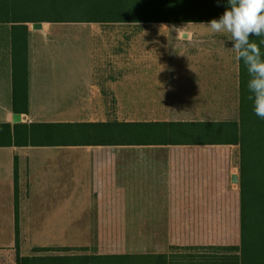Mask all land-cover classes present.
<instances>
[{
  "label": "crops",
  "instance_id": "1",
  "mask_svg": "<svg viewBox=\"0 0 264 264\" xmlns=\"http://www.w3.org/2000/svg\"><path fill=\"white\" fill-rule=\"evenodd\" d=\"M226 6L0 0V126L15 133L0 146V264L241 242L239 146L64 139L75 124L239 122L241 64L203 25ZM40 126L53 143H36ZM119 233H147L157 250L120 251Z\"/></svg>",
  "mask_w": 264,
  "mask_h": 264
},
{
  "label": "trees",
  "instance_id": "2",
  "mask_svg": "<svg viewBox=\"0 0 264 264\" xmlns=\"http://www.w3.org/2000/svg\"><path fill=\"white\" fill-rule=\"evenodd\" d=\"M222 1L227 5V0ZM250 39L259 42L260 38L253 36ZM240 64L239 122L75 124L69 126L70 129L66 130L64 137L65 142L72 145L239 146L241 153L240 246L173 248L171 253L163 255L75 256L72 257L73 264H264V120L254 114L252 102L247 98L249 76L243 63L240 62ZM25 91L27 92V82ZM39 128L41 130L37 132L41 134V140L36 143H53L47 140V135H50L47 126ZM44 136L46 139H43ZM13 137L15 138V133L12 134L9 125L0 126V146L11 145ZM54 138L58 140L57 143L63 142L62 135ZM17 246L19 248V243ZM56 250L58 249H54ZM43 262L46 260L21 258L20 254L17 258L18 264H43Z\"/></svg>",
  "mask_w": 264,
  "mask_h": 264
},
{
  "label": "clouds",
  "instance_id": "3",
  "mask_svg": "<svg viewBox=\"0 0 264 264\" xmlns=\"http://www.w3.org/2000/svg\"><path fill=\"white\" fill-rule=\"evenodd\" d=\"M213 34L227 35L235 60L245 66L249 79L248 100L253 112L264 120V0H227L219 19L203 24ZM260 38L256 42L250 37Z\"/></svg>",
  "mask_w": 264,
  "mask_h": 264
},
{
  "label": "rangeland",
  "instance_id": "4",
  "mask_svg": "<svg viewBox=\"0 0 264 264\" xmlns=\"http://www.w3.org/2000/svg\"><path fill=\"white\" fill-rule=\"evenodd\" d=\"M105 234V233H104ZM164 234V233H163ZM162 234V235H163ZM241 235V232H240ZM237 235L232 233V243H235V238ZM165 238V237H164ZM114 242H120V251H132V252H146V251H154L157 250L153 247L154 238H147V233H119L118 237L114 236ZM241 242H238V245L232 246H240ZM162 250V248L160 249ZM72 255H87L89 254L87 249H72ZM56 254H59L57 252ZM70 254V253H67Z\"/></svg>",
  "mask_w": 264,
  "mask_h": 264
},
{
  "label": "water",
  "instance_id": "5",
  "mask_svg": "<svg viewBox=\"0 0 264 264\" xmlns=\"http://www.w3.org/2000/svg\"><path fill=\"white\" fill-rule=\"evenodd\" d=\"M19 120H20V117H19V116H17V117H16V121H19Z\"/></svg>",
  "mask_w": 264,
  "mask_h": 264
}]
</instances>
